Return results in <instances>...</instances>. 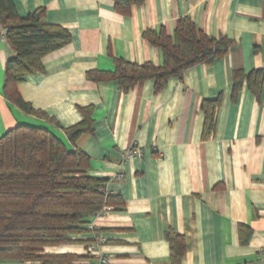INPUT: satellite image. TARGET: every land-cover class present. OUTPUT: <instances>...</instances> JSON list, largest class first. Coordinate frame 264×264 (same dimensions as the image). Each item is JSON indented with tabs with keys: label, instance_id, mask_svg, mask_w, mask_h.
<instances>
[{
	"label": "crops",
	"instance_id": "0c3cea01",
	"mask_svg": "<svg viewBox=\"0 0 264 264\" xmlns=\"http://www.w3.org/2000/svg\"><path fill=\"white\" fill-rule=\"evenodd\" d=\"M13 2L21 17L43 8L48 23L72 35L42 59V72L18 83L20 95L64 128L82 121L80 107H92L93 132L76 146L91 157L88 173L108 179V191L124 201L122 210L86 218L90 226L75 238L88 243L46 250L86 256L97 232L109 264H170L166 232L173 230L186 242L181 264H264V73L257 93L246 79L264 71V0H145L128 16L113 0ZM183 17L210 36L232 39L227 55L190 67L159 92L151 79L124 92L115 80L88 78L113 71L116 59L161 65L162 50L142 34L164 27L173 36ZM12 55L0 33V136L18 124L44 126L72 148L62 129L4 96ZM238 71L245 78L234 91ZM218 97L215 130L204 139L202 104ZM135 148L140 153L130 155Z\"/></svg>",
	"mask_w": 264,
	"mask_h": 264
},
{
	"label": "trees",
	"instance_id": "16d2710c",
	"mask_svg": "<svg viewBox=\"0 0 264 264\" xmlns=\"http://www.w3.org/2000/svg\"><path fill=\"white\" fill-rule=\"evenodd\" d=\"M113 1L114 9L128 16L134 5L145 0ZM44 13L42 8L21 17L13 0H0V33L13 50L5 68L3 93L25 113L44 118L62 129L73 147L69 148L44 126L18 124L0 136V264H99L90 253L84 256L46 250L88 243L89 240L75 238L90 226L86 218L102 214L107 208L122 210L124 201L120 195L108 191V179L88 173L91 157L76 146L81 136L93 132L92 107H80L82 121L64 128L20 95L18 83L30 74L42 72V59L72 39L68 29L48 23ZM142 35L162 50L161 65L116 59L113 71H91L88 78L115 80L124 92L151 79L155 92H159L170 78L181 79L187 69L197 64H213L227 55L234 44L226 36L208 35L189 17L177 20L173 36L164 27L147 29ZM263 73L262 69H256L246 74L249 86L256 93ZM243 78L241 71L235 73L234 91L241 87ZM220 102L221 97L203 101L204 139L215 130ZM247 232V227L241 225L244 242ZM166 239L171 248L170 264H181L186 251L184 237L168 230Z\"/></svg>",
	"mask_w": 264,
	"mask_h": 264
},
{
	"label": "built area",
	"instance_id": "2783aa9c",
	"mask_svg": "<svg viewBox=\"0 0 264 264\" xmlns=\"http://www.w3.org/2000/svg\"><path fill=\"white\" fill-rule=\"evenodd\" d=\"M130 153H131L130 155L139 154L140 150L138 148H135L132 149ZM118 177L122 178L123 175L120 173L118 174ZM93 239L94 242L89 245L88 251L90 252V254L94 255L98 259L99 264H109V260L106 257H104L101 252V245L105 242L103 235L101 233L96 232L93 236ZM260 253L262 254L264 260V248L260 250Z\"/></svg>",
	"mask_w": 264,
	"mask_h": 264
},
{
	"label": "rangeland",
	"instance_id": "374dc122",
	"mask_svg": "<svg viewBox=\"0 0 264 264\" xmlns=\"http://www.w3.org/2000/svg\"><path fill=\"white\" fill-rule=\"evenodd\" d=\"M91 228V227H90Z\"/></svg>",
	"mask_w": 264,
	"mask_h": 264
}]
</instances>
